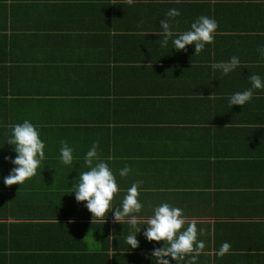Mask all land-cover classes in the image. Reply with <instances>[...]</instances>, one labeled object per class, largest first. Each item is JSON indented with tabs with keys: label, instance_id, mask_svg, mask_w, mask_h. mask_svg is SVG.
<instances>
[{
	"label": "crops",
	"instance_id": "crops-1",
	"mask_svg": "<svg viewBox=\"0 0 264 264\" xmlns=\"http://www.w3.org/2000/svg\"><path fill=\"white\" fill-rule=\"evenodd\" d=\"M171 8L181 11L177 33L215 19L214 41L199 54L160 47ZM261 44L264 0H0V264H153L163 241L142 229L128 249L127 223L111 213L92 222L68 193L96 141L118 197L143 180V217L167 202L197 222L206 246L196 264H264V89L243 107L228 102L251 74L264 77ZM233 55L241 63L227 76L212 69ZM24 119L46 159L22 185H5L10 129ZM62 140L75 149L72 166L59 161Z\"/></svg>",
	"mask_w": 264,
	"mask_h": 264
},
{
	"label": "clouds",
	"instance_id": "clouds-1",
	"mask_svg": "<svg viewBox=\"0 0 264 264\" xmlns=\"http://www.w3.org/2000/svg\"><path fill=\"white\" fill-rule=\"evenodd\" d=\"M134 0H128L131 5ZM181 11L171 8L166 13V18L160 20L161 32L159 36L160 47H166L171 40L172 48L177 51L186 50V46L194 45L195 54L202 52L206 45L214 41V33L218 28V22L206 15H201L193 20L185 31L175 32L174 24L179 22L177 17ZM257 52L264 58V44L257 47ZM240 59L233 55L227 61H220L211 65L214 71H219L227 76L240 66ZM250 87L244 91H237L228 97V102L234 105L244 106L252 101L254 90L264 89V77L253 73L248 77ZM7 143L14 148L16 155L6 157L13 168L10 174L3 178L5 185L20 184L37 174L43 161H45V141L41 138L39 129L29 120L13 125L10 129ZM99 142H93L89 150L84 154L83 165L87 170L79 171L72 181L68 193H74L75 200L84 202V206L92 214L93 221H103L109 213L112 214L115 223L129 225L130 231L125 237L128 249L139 247L140 241L137 234L143 229V236L148 242H161L162 246H154L150 259L153 264H196L198 257L205 249V242L198 239V228L195 220L186 221L184 210L167 202L151 206V215L142 216L144 203L139 199L140 186L143 180L134 181L127 189L123 197H118L120 188L116 174L109 163L98 154ZM75 149L69 146L67 141H60L59 161L64 166H72L76 157ZM128 165L119 169V176L125 177L130 173ZM114 196L119 199L114 204ZM186 225V226H185ZM203 229H199L202 233ZM231 245L224 242L217 250L216 255L223 257L229 253ZM187 258V259H186Z\"/></svg>",
	"mask_w": 264,
	"mask_h": 264
}]
</instances>
